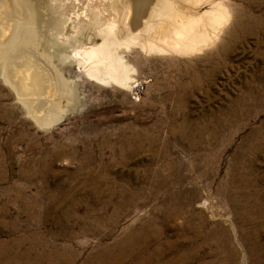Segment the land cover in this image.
<instances>
[{"label":"rangeland","instance_id":"1","mask_svg":"<svg viewBox=\"0 0 264 264\" xmlns=\"http://www.w3.org/2000/svg\"><path fill=\"white\" fill-rule=\"evenodd\" d=\"M85 5L92 22L68 37L98 44L96 25L113 23L124 38L123 0H67L63 14ZM197 6L222 22L212 40L122 46L125 81L35 38L24 53L57 85L50 102L16 94L17 57L0 51V264H264V0Z\"/></svg>","mask_w":264,"mask_h":264},{"label":"bare ground","instance_id":"2","mask_svg":"<svg viewBox=\"0 0 264 264\" xmlns=\"http://www.w3.org/2000/svg\"><path fill=\"white\" fill-rule=\"evenodd\" d=\"M24 1L28 4L22 0H0V17L6 11L7 17L12 12H16L22 16V19H24L23 16L26 19L21 24L13 25L10 24V20L0 18L2 42L0 51L4 54V51L8 49L9 56L13 54L12 56L17 57L13 58L16 62L11 64V73L4 74V79L6 78L9 85L14 87L17 95L34 96L35 101L44 99L50 102L56 97L57 92V85L51 78V74L43 70L46 67L42 69L40 64L38 66L28 61L29 57L25 56L35 38H38L40 43L35 41L34 45L44 47L42 50L44 49L45 55L55 57L69 65L75 64L90 78L101 81L105 78L125 81L129 78V71L117 51L120 47L135 46L148 52L171 51L186 54L208 44L213 38L216 27L222 23L214 16L215 14H212L214 12H203L202 15H197L191 10L206 0H123L122 17L120 15L121 18L117 20H120L118 23L121 22L123 25L124 38L118 39L113 23L104 24L103 27L96 25L97 33L101 37V42L97 44L92 42V39L84 42L78 35L70 38L66 34L69 25L70 29L77 34L76 28L82 23L83 18L92 22L88 16V13H91L90 6H81L80 10L73 9L65 16L63 12L67 0ZM151 4H153L152 7H150ZM75 7L78 8V5ZM107 10L112 12V15L116 13L114 6L108 7ZM4 21L5 23H2ZM22 25L24 27L19 31L18 27ZM88 25L90 24L85 23L86 28ZM90 29H93L92 26ZM22 31L27 34L20 33ZM11 33L12 36H10ZM87 33L90 32L87 31ZM3 41L6 42L3 43ZM8 54L4 56L8 57ZM4 69L6 71V68Z\"/></svg>","mask_w":264,"mask_h":264}]
</instances>
